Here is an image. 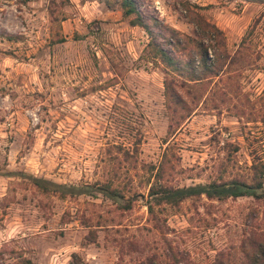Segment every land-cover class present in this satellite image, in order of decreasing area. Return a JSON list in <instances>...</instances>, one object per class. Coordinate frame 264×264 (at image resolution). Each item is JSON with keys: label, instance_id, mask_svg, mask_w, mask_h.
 Instances as JSON below:
<instances>
[{"label": "rangeland", "instance_id": "rangeland-1", "mask_svg": "<svg viewBox=\"0 0 264 264\" xmlns=\"http://www.w3.org/2000/svg\"><path fill=\"white\" fill-rule=\"evenodd\" d=\"M182 1L201 7L230 52L258 19L248 52L252 59L259 51L264 67V2L141 0L140 8L194 34ZM145 42L140 27L97 0H0V264H19L21 257L68 264L71 253L89 264H212L226 253L237 261L240 240L264 229V203L248 196H200L148 214L147 174L139 164L159 162L167 116L163 75L139 58ZM240 82L256 96L264 68L247 66ZM260 135L259 123L197 111L168 140L175 153L168 184L246 175L248 143ZM135 139L133 167L122 153ZM17 171L78 185L128 181L136 194L129 208L100 194L60 199Z\"/></svg>", "mask_w": 264, "mask_h": 264}, {"label": "trees", "instance_id": "trees-1", "mask_svg": "<svg viewBox=\"0 0 264 264\" xmlns=\"http://www.w3.org/2000/svg\"><path fill=\"white\" fill-rule=\"evenodd\" d=\"M105 7H117L121 16L128 18L132 26L140 27L146 34V42L139 58L162 73L163 106L167 116L166 145L159 162L140 163V169L146 175V209L153 215L154 206L166 205L176 209L179 204L191 198L204 196L207 199L222 200L228 197H252L264 203V150L261 140L264 136V88L251 97L242 89L240 78L247 66L262 69L257 60L260 52L250 58L248 47L254 37L258 19H254L241 35L233 52L226 47L225 35L215 24L207 21L198 13L199 7L187 1L179 3L184 17L190 23L194 34L185 33L170 26L163 20L145 13L140 8L141 0H97ZM263 3L264 0H243ZM62 41L61 37L58 42ZM215 111L217 114L227 112L241 124L259 123L261 135L254 138L257 144L248 143L250 164L246 175L231 176L227 179H213L207 183L173 187L168 184L175 157L172 145L168 140L197 111ZM135 139L131 151H123V156L132 158L133 167L137 164V145ZM233 147V151L236 150ZM16 175L28 182L40 193H51L58 198L78 195L100 194L112 200H123L121 208H129L135 190L129 187L128 181L120 187L112 180L93 183L70 184L58 183L43 177L22 171ZM130 180V179H129ZM125 191L128 192L125 195ZM237 261L228 253L218 254L212 264H264V229L250 232L244 236L236 247ZM19 264H33L28 258L21 257ZM68 264H89L78 254L71 253Z\"/></svg>", "mask_w": 264, "mask_h": 264}]
</instances>
